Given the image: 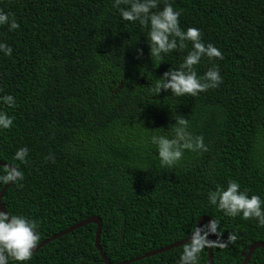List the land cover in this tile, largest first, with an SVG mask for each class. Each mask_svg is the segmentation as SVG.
I'll return each instance as SVG.
<instances>
[{
	"label": "trees",
	"instance_id": "1",
	"mask_svg": "<svg viewBox=\"0 0 264 264\" xmlns=\"http://www.w3.org/2000/svg\"><path fill=\"white\" fill-rule=\"evenodd\" d=\"M169 2L181 12V29H200L203 42L222 52L194 66L198 76L218 66V87L181 97L150 91L179 68L191 43L150 58L147 28L122 20L112 0H0L19 24L0 25V42L12 48L0 53V96L16 101L0 104L13 118L0 130V160L24 173L2 203L37 223L38 244L92 215L102 219L100 245L112 263L187 238L203 215L218 220L225 237L237 236L213 246L214 264H241L251 243L264 242L254 219L226 217L207 203V193L229 180L264 199V0ZM175 114L207 151L185 150L161 167L149 137L170 135ZM25 146L20 164L13 154ZM96 230L90 223L54 239L26 264H106ZM184 245L129 264H176ZM263 259L257 248L247 264ZM199 264H209L208 248Z\"/></svg>",
	"mask_w": 264,
	"mask_h": 264
},
{
	"label": "clouds",
	"instance_id": "2",
	"mask_svg": "<svg viewBox=\"0 0 264 264\" xmlns=\"http://www.w3.org/2000/svg\"><path fill=\"white\" fill-rule=\"evenodd\" d=\"M162 7L157 11L158 5ZM112 7L116 9L124 21L138 22L147 28V45L150 58L163 59L174 50H182L185 42L191 43V50L184 56L178 69L168 70L163 76L149 87L150 91L159 94L162 90L169 91L174 96H196L210 88H216L222 83L219 68L213 65L203 76H198L195 70L202 58L209 60L223 59L222 52L213 44H205L200 29L188 27L181 29V12L174 9L169 0H112ZM0 25L7 26L9 31L19 27L12 13L0 10ZM0 53L10 56L12 48L0 42ZM163 54V55H162ZM12 95L0 96V104L8 107L15 106ZM175 123L170 125V135L153 134L149 143L154 146L161 167H172L178 163L187 151H207L202 136H193L188 130L189 122L179 114L173 115ZM13 125V118L0 110V130L9 129ZM29 149L18 148L13 154V160L26 164ZM51 159V157H46ZM24 173L15 165L6 166L0 172V184L19 183L23 181ZM207 203L215 206L224 216L235 218L240 216L244 220H255L258 227H264V199L258 195H249L247 190H241V185L229 180L226 186L217 185L207 193ZM37 223L24 215H14L7 211H0V264H26L33 256L40 235ZM215 236L216 239H210ZM237 239L234 232L225 237L220 230L219 221L210 219L200 225L195 223L189 233L182 252L176 264H199L200 255L205 248L219 246L227 247Z\"/></svg>",
	"mask_w": 264,
	"mask_h": 264
},
{
	"label": "water",
	"instance_id": "3",
	"mask_svg": "<svg viewBox=\"0 0 264 264\" xmlns=\"http://www.w3.org/2000/svg\"><path fill=\"white\" fill-rule=\"evenodd\" d=\"M0 165H2L4 167L9 166V164H7L6 162L1 161V160H0ZM11 184L12 183H7L0 191V211H5L4 204L2 203V198L4 196L5 191L9 188V186ZM210 219H211L210 217H208L206 215H203V216H201L199 218L198 223L200 225H203L204 222L207 223ZM90 223H94L97 226L96 235H95V247L99 251L102 259L104 260V262L106 264H129V263L138 261L140 259H143V258H146V257H150V256H154L156 254H159V253L168 251L170 249L179 247L181 245H184L187 242V240H188V237H187L185 239L176 241V242H174L172 244H169L167 246H164L162 248H158V249L146 252V253L138 256V257H135V258H132V259H129V260H125V261H121V262H117V263H112L111 261H109V259L105 255V252L103 251V249H102V247L100 245V234H101V231H102V219L99 216H97V215H92L89 218L81 220L80 222L72 225L71 227H69V228H67V229H65L63 231H60L58 233H55V234L49 236L48 238L42 240L39 244H37V247H36V249L34 250L33 253H35L39 248L43 247L44 245H46L50 241H52L54 239H57V238L65 235V234H68V233L76 230L77 228L83 227V226H85L87 224H90ZM210 239L214 240V236H211ZM257 248H263L264 249V242L263 241H256V242L251 243V245L249 246V248L247 250V253H245V255H244V261L241 264H247V262L249 261L250 256L253 254V252ZM208 262H209V264H214V262H213V246L212 247H208ZM262 264H264V259H263Z\"/></svg>",
	"mask_w": 264,
	"mask_h": 264
}]
</instances>
